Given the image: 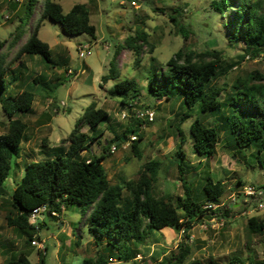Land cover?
Here are the masks:
<instances>
[{"label":"rangeland","instance_id":"374dc122","mask_svg":"<svg viewBox=\"0 0 264 264\" xmlns=\"http://www.w3.org/2000/svg\"><path fill=\"white\" fill-rule=\"evenodd\" d=\"M55 1L62 5L65 13L77 3L85 4L91 23L97 27L96 37L88 33L70 35L60 22L50 17L41 19L45 0H37L31 16L24 17V36L12 46L28 0H0V41L5 42L1 52L10 67L7 84L12 92L28 89L35 95L29 111H19L12 117L0 100V134L7 131L10 118L20 117L27 123L17 167L6 180L7 194L0 197V264H6L21 253L28 255L33 264L38 263L44 253L47 264H80L84 258L96 256L98 250H105L106 238L90 234L85 223L92 208L90 204L65 207L59 219L51 218L49 213L41 214L35 222H45L39 235L40 246L27 242L28 229L8 221V216L16 214L9 194L23 176L25 165L53 157L55 146L63 145L66 149L69 144L63 140L78 126L83 110L93 101L110 115L99 125L98 139L82 154L91 157L107 148L104 169L112 183L120 184L125 180H138L148 161L159 160L161 167L153 181L156 194L166 195L175 203L179 196H185L176 155L180 137L174 126L186 110L183 97L159 99L149 91L150 77L156 70L166 68L169 58L180 49L198 55L207 52L203 54L206 60L217 59L216 54L220 57L217 74L210 85L222 87L219 99L224 106L216 114H198L206 124H215L220 129L215 154L205 158L193 152L190 125L194 117L185 120L181 128L187 138L183 144L184 177L193 182L194 189L202 191L200 199L204 198L202 188L208 174L214 182L224 181L221 197L224 204L220 208L227 211V215L224 213L214 220L207 217L190 231L194 242L190 241L191 254L185 263L198 259L206 264H256L264 259V230L251 232L248 226L252 216L264 219V208H259L258 200L245 190L249 184H264V151L258 154L257 144L239 149L235 139L225 134L222 120L223 116L235 113L232 100L237 95L234 87L237 80L243 82L242 89L252 72L264 76V49L255 55L253 47L242 39H231L233 30L214 10L212 0H137L139 7L132 5L133 0ZM253 1H259L264 10V0ZM36 25L39 37L50 46V61L36 54H19L29 38V30ZM142 32L147 34V43L139 41L143 47L137 54L126 45V39ZM84 43L92 48L89 55L80 58L79 47ZM215 50L219 53L208 54ZM198 55L196 58L200 59ZM111 69L114 76L105 81L102 77L110 76ZM125 78L136 80L139 90L138 103L131 108L122 102V97L109 94V89ZM255 82L264 85V79ZM128 97H132L131 92ZM138 108L154 110V121L139 120L135 116ZM123 111L131 115L123 117ZM128 126L138 127L143 136L139 142L141 158L131 149L132 134L113 151L115 135ZM89 130L88 125L82 127L84 132ZM181 210L183 212V208ZM184 239L175 227H165L154 231L145 243L138 244L137 258L125 261L116 258L110 260V264H163L162 259L178 253Z\"/></svg>","mask_w":264,"mask_h":264},{"label":"trees","instance_id":"16d2710c","mask_svg":"<svg viewBox=\"0 0 264 264\" xmlns=\"http://www.w3.org/2000/svg\"><path fill=\"white\" fill-rule=\"evenodd\" d=\"M36 2L37 0H28L26 3L24 15L20 17V24L11 41L12 46L24 36L26 32L24 17L31 16ZM212 6L225 18V24L233 30L231 39H242L248 46L253 47L255 55L264 49V10L259 1L212 0ZM48 17L60 22L65 32L70 35L88 33L96 37L97 27L91 23L89 10L83 3L75 4L65 13L59 2L45 0L40 18ZM171 18L176 19L174 16ZM140 40L147 43L146 32L135 37L129 36L126 45L140 54L143 47L142 43H139ZM4 44L5 42L0 41V100L9 117H12L19 111H29L35 95L28 89L22 92L11 91L12 88L6 80L10 67L5 62L6 55L1 52ZM19 52L36 54L47 61L52 59L50 46L39 37L37 25L29 30V38ZM206 53L198 55L194 51L180 49L169 58L166 68L156 70L149 81V91L159 99L171 100L178 95L183 97L186 110L175 121L174 126L180 137L176 155L185 196H179L178 203H175L166 195L156 194L153 181L161 167L159 160L148 161L138 180H125L120 184L112 183L104 169L107 148L101 154L91 157L82 154L98 139L99 125L110 115L106 109L97 107L93 101L83 110L78 126L63 140V143L68 142V147L65 149L63 145L55 146L52 151L53 157L27 163L23 176L9 194L10 203L16 214L8 216V221L19 228L28 229L27 242H32L36 233V225L31 222V212L34 208L48 204L51 209L61 214L63 207L90 204L92 208L85 218V223L90 234L106 238L105 250H98L96 256L86 257L80 264H110L111 257L119 261L135 259L140 254L138 244L145 243L146 238L154 231H160L165 227H175L185 239L180 243L178 253L162 259V262L185 263L191 254L190 230L207 217L223 216L224 213L227 215V211H221V208L214 210L207 207L208 202L223 203L221 197L225 190L224 181L214 182L208 174L202 188L204 198L200 199L202 191L194 189L193 182L184 177L186 172L183 167L185 158L183 144L187 138L181 124L194 117L190 125V138L194 139L192 150L205 158L215 154L220 138L219 127L215 124H206L198 116L201 112L216 114L224 106L219 99L222 87L210 85L220 64V57L216 54L219 52L216 50L208 52L210 55L213 53L217 55V59L212 60H206L203 56ZM197 55L201 58L197 59ZM113 76L111 69L110 76L105 75L102 78L108 81ZM14 79L13 77L11 81ZM256 79L263 80L264 76L257 71L252 72L249 82L242 85V89L240 87L243 82L237 80L234 86L237 95L232 100L235 113L223 116L222 120L223 127L226 128L225 134L235 139L239 149L257 144L260 154L264 151V85L256 84ZM138 91L136 80L125 78L115 83L109 89V94L112 97H122V102L131 108L139 98ZM130 92L131 98L128 97ZM86 125L90 127L91 133L82 131V127ZM26 131L27 123L16 117L9 119L7 131L0 134V197L7 194L5 183L14 167H17V158L21 155ZM131 134L137 136L131 140V149L141 158L139 142L143 136L138 127H126L121 134L115 135L114 143L116 147L121 146ZM49 215L51 218L60 217ZM44 224L45 222L40 223L41 229ZM248 226L251 232L261 233L264 230V219L252 216L249 218ZM6 264L33 263L28 255L21 253ZM35 264H47L45 253ZM185 264L206 263L194 259ZM256 264H264V259Z\"/></svg>","mask_w":264,"mask_h":264},{"label":"built area","instance_id":"2783aa9c","mask_svg":"<svg viewBox=\"0 0 264 264\" xmlns=\"http://www.w3.org/2000/svg\"><path fill=\"white\" fill-rule=\"evenodd\" d=\"M132 5H134L136 7L140 6V4L138 3L137 0H133ZM91 48H92V45H90L89 43H84V44L80 45L79 57L83 58V57H86L87 55H89ZM136 103H138V101H136ZM130 115L131 114L129 113V111H123V113H122L123 117H127ZM135 116L139 120L146 121V122H148V121L152 122L155 119V111L152 109H149V108H138V109H136ZM136 137L137 136L135 134H133L131 136V140L135 139ZM115 149H116V145L113 146V151ZM245 190H246V193L248 195H251L252 197H255L258 200V207L259 208H261V209L264 208V184H262V185H260V184H249V185L245 186ZM223 204L224 203L216 204L213 202H208L207 207L216 210L217 208H220ZM63 209H64V207H63ZM43 213H49L54 217L60 216V213L58 211H56L55 209H51L48 204H42V205H40V206H38L32 210L31 219L33 220V222L35 223L36 219ZM217 217L218 216H216V215H212L211 219L214 220ZM35 225H36V233L34 234L35 238H33L32 242L35 245L40 246L42 244V240H40V238H39L41 228H40L39 223H35ZM203 228L205 229V228H207V226L203 225ZM190 241H193V235L192 234H191V237L189 239V242ZM115 259L116 258H110L111 261H115Z\"/></svg>","mask_w":264,"mask_h":264},{"label":"crops","instance_id":"0c3cea01","mask_svg":"<svg viewBox=\"0 0 264 264\" xmlns=\"http://www.w3.org/2000/svg\"><path fill=\"white\" fill-rule=\"evenodd\" d=\"M61 223V222H60Z\"/></svg>","mask_w":264,"mask_h":264}]
</instances>
